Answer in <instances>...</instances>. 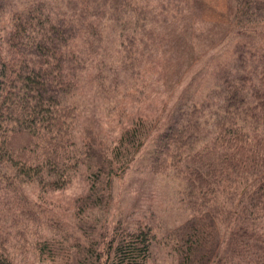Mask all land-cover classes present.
Returning a JSON list of instances; mask_svg holds the SVG:
<instances>
[{
    "label": "trees",
    "instance_id": "obj_1",
    "mask_svg": "<svg viewBox=\"0 0 264 264\" xmlns=\"http://www.w3.org/2000/svg\"><path fill=\"white\" fill-rule=\"evenodd\" d=\"M202 4L0 0V264H17L24 252L52 264L148 263L158 243L154 224L134 220L102 232L80 220L70 230L28 198L24 185L60 189L83 166L89 186L77 214L107 205L111 181L148 129L132 121L108 155L92 132L78 146L72 99L80 81L96 75L100 99L116 105L144 67L134 64L139 48L169 41L166 30L178 19L201 22ZM227 6L230 20L218 26L234 33L232 49L213 68L208 90L172 112L148 155L152 172L170 170L178 180L181 208L197 215L186 232L169 237L179 264H264V0ZM106 28L118 42L114 63L98 59Z\"/></svg>",
    "mask_w": 264,
    "mask_h": 264
},
{
    "label": "rangeland",
    "instance_id": "obj_2",
    "mask_svg": "<svg viewBox=\"0 0 264 264\" xmlns=\"http://www.w3.org/2000/svg\"><path fill=\"white\" fill-rule=\"evenodd\" d=\"M202 2L201 22L194 23V17L188 21L178 19L166 30L169 41L159 37L154 46L148 41L149 47L139 48L143 52L134 64L142 65V61L144 67L135 73L134 85L116 105L102 102L96 75H85L80 81L78 93L72 99L78 111L75 136L78 146L87 141V133L92 132L97 148L108 155L121 132L132 121L141 120L148 129L144 145L128 168L111 181L107 205L82 218V214H77L76 203L87 194L89 186L83 166L70 171L60 189H46L37 182L24 185L28 198L38 200L36 203L49 217L65 222L70 230L80 220L87 224L97 222V230L102 232H110L118 223L128 224L134 220L154 224L158 243L147 264H179L180 256L173 250L176 241L169 237L186 232L197 218L194 212L181 208L179 183L172 172L151 171L149 152L172 112L208 90L213 68L227 57L236 41L233 32L226 34L227 31L218 26L226 25L230 20L228 0ZM4 25L0 23V28ZM114 34L106 28L99 42L98 59L103 63L117 60L118 42ZM153 47L155 52L151 56ZM16 260L17 264H52L50 260H38L36 255L26 257V252ZM193 264L207 263L202 259Z\"/></svg>",
    "mask_w": 264,
    "mask_h": 264
}]
</instances>
